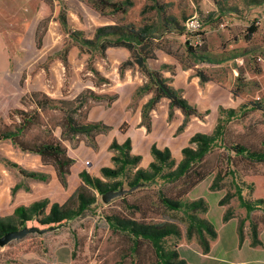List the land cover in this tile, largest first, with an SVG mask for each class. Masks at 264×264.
Here are the masks:
<instances>
[{"label":"rangeland","instance_id":"1","mask_svg":"<svg viewBox=\"0 0 264 264\" xmlns=\"http://www.w3.org/2000/svg\"><path fill=\"white\" fill-rule=\"evenodd\" d=\"M103 1L107 7L98 8V0H0V130H13L20 121L18 112L33 113L37 100L48 98L52 101L39 110L38 124L20 139L56 138L74 159L66 185H62L52 165L10 140H1L0 217H10L17 206L42 199L63 204L80 186L79 174L84 169L106 183L123 181L104 177L101 168L115 166L112 157L118 153L110 145L114 141L122 144L127 137L131 153L141 156L139 168H147L152 161L150 152L143 153L152 144L169 147L179 162L194 134H210L224 118L221 108H252L229 122L227 134L232 140L259 147L264 139V0ZM118 6L122 10H115ZM195 10L204 16L206 27V43L199 49L186 46L182 29ZM122 25L132 26L135 32L152 28L154 58L147 61V67L169 74V85L195 103L189 102L198 115L186 117L180 109L171 108L167 98L144 112L153 94L144 89L152 87L146 75L125 48H101L105 40L115 38L110 28ZM251 27L255 32H249ZM155 52L168 54L176 63L159 65ZM176 67L191 73L180 79ZM115 104L124 111L115 112ZM75 107L77 122H102L111 128L94 136L67 133L65 116ZM124 116L130 122L141 117L131 128L127 126L126 136L114 126ZM231 156L215 148L202 164L209 175L181 196L185 203L205 202L207 210L197 216L212 223L213 239L204 231L188 234L186 211L168 210L157 197L159 189L178 197L183 185L159 181L108 203L95 192L97 203L84 216L0 248V264L155 263L147 242L135 248L132 236L110 226L107 217L114 214L174 224L180 233L166 237L164 246L177 249L189 264H264V212H248L236 192L239 186L247 201L264 200V165H245L233 158L230 168L226 160ZM19 169L44 178L24 177ZM218 169L222 178L212 187ZM132 172L128 168L127 173ZM123 188L129 190L124 182ZM225 195L228 199H223ZM201 237L209 242L208 252L200 244Z\"/></svg>","mask_w":264,"mask_h":264},{"label":"trees","instance_id":"2","mask_svg":"<svg viewBox=\"0 0 264 264\" xmlns=\"http://www.w3.org/2000/svg\"><path fill=\"white\" fill-rule=\"evenodd\" d=\"M95 4L98 8L100 6H108L103 0H98ZM112 7L115 6L112 5ZM115 10L120 11L122 8L118 6ZM110 29L115 38L105 40L101 44L102 50H106L109 47H121L128 50L134 58V63L152 84L151 88H144L148 92H153L152 97L144 106V112L153 109L162 98H167L170 102V107L180 109L186 117L198 115L197 110L180 95L179 91L169 85L168 79L163 77L159 71L150 70L147 67V61L154 58V51L151 47L149 35L152 28L147 26L139 32H135L132 26L122 25ZM255 30V27L249 28L250 33L255 32ZM36 36L38 45H40L41 36L38 32ZM34 96L37 97V94H34ZM96 98L100 97L96 96ZM51 101L48 98L37 100L36 105L38 107L33 113L18 112L20 120L18 125L13 130H0V141L10 140L21 150L38 155L44 163L53 166L60 183L66 185V177L70 174L74 159L68 155L67 149L62 142L53 137L42 141H23L20 139V136L25 131L29 130L33 125L38 124L37 115L39 114V110L45 108ZM60 102L63 103L62 101ZM82 105L83 103L79 102L78 107ZM248 109L252 111V108L246 106H244V109H239V111L221 108L220 111L224 114V118L220 119L210 134H194L190 138L189 144L182 149V158L179 162L174 160L168 147L160 149L153 144L150 150L153 160L147 168H139L138 164L141 161V156L131 153L130 138H127L122 144H118L116 141L112 142L110 148L118 153L117 156L112 157L115 166L113 168L103 167L101 168V173L106 178L120 177L123 178V181L117 180L112 183H106L100 178L91 175L87 169H84L79 174L81 179L80 186L77 187L63 204L57 202L50 204L48 199H42L28 206H17L10 217H0V237L8 231L17 230L16 224L21 227L35 226L39 230L44 231L64 226L69 221L84 216L92 209L97 203L96 193L103 195L108 190H119L123 187V182L132 190L126 193L128 194L141 187L155 185L160 181L163 184L183 185L178 197L167 195L161 189L157 191V197L168 210L178 211L183 209L186 211L189 218L188 234H192L193 231L201 234L204 231L213 239L216 236V232L212 223L197 216V212H205L207 210L205 202L200 199L185 203L181 200V196L190 192L209 175L210 171H206L202 164L215 148L223 149L224 152L233 154V156L226 160L230 168L233 165V158L239 159L238 162H242L245 165H264V139L261 141L259 147H250L244 143L232 140L227 134L229 122L236 116L245 115ZM76 111L77 108L75 107L69 110L65 116V130L69 134L94 136L102 134L111 128L102 122L79 123L73 115ZM147 127L149 128V126ZM126 129L127 124H123L120 131L125 133ZM128 168H133L134 172L128 174ZM19 172L28 178H44L42 174L33 171L19 169ZM220 173L221 169H218L212 187H216L217 182L222 178ZM231 173L235 175V170H231ZM236 187L238 199L248 212L255 209H261L264 212L263 199L247 201L241 193V188L239 186ZM228 197V195H225L223 199H228ZM14 219L17 223L13 221ZM107 220L114 229L132 236L135 248H137V243L147 242L151 246L155 256V263L152 264H189L180 256L177 249H168L164 246L166 237L177 236L180 233V230L174 224L145 222L119 214L108 216ZM253 228L255 231L256 226L253 225ZM200 244L204 252L209 251L210 245L208 240L201 237Z\"/></svg>","mask_w":264,"mask_h":264},{"label":"built area","instance_id":"3","mask_svg":"<svg viewBox=\"0 0 264 264\" xmlns=\"http://www.w3.org/2000/svg\"><path fill=\"white\" fill-rule=\"evenodd\" d=\"M196 1L202 2L203 0ZM182 29L186 46L193 49H199L205 45L206 27L205 19L201 12L195 10L190 16H188L183 23Z\"/></svg>","mask_w":264,"mask_h":264},{"label":"crops","instance_id":"4","mask_svg":"<svg viewBox=\"0 0 264 264\" xmlns=\"http://www.w3.org/2000/svg\"><path fill=\"white\" fill-rule=\"evenodd\" d=\"M108 49V48H107ZM155 61H158V64L159 65H162V64H173V63H176L175 62V60H174V58H172V57H170L168 54H166V53H162V52H155ZM154 60V59H153ZM148 62H150V61H148ZM160 68V66L159 67H154V69H159ZM176 69V71L178 72L177 73V76H180V79H184V78H187L189 75H190V73H191V70L190 69H182L181 67L179 68V69H177V67L175 68ZM163 77H165V78H167L168 77V75L169 74H167V73H165V72H163ZM176 76V77H177ZM186 99V98H185ZM187 101H188V103L190 102L191 104H195V103H193L191 100H189V99H186ZM189 103V104H190ZM190 104V105H191ZM197 106H198V104H197ZM198 109H199V106H198ZM114 111L116 112V111H118L119 113H122L123 111H124V109L120 106V105H117V104H115L114 105ZM123 117V116H122ZM134 122H130L125 116H124V118H121V120H116L115 122H114V126H116V127H118V130H119V132H120V134L122 135V136H126L127 135V131H128V128L126 129V132L125 133H122L121 131H120V128L123 126V124H127V126L129 127V128H131V126H133V124H137L138 123V121H141V117L139 116L138 118H135L134 120H133ZM105 124V123H104ZM106 125H108V124H106ZM108 126H110V125H108ZM111 127V126H110ZM127 138H129V137H127ZM126 138V139H127ZM132 138V137H131ZM138 138V137H137ZM125 139V140H126ZM124 140V141H125ZM131 140V139H130ZM132 141H133V139H132ZM138 141V140H137ZM153 145V144H152ZM151 145V146H152ZM151 146H150V149L148 148V150H146V151H144L143 153H147L148 154V152H150L151 153ZM165 148V147H164ZM169 148V147H168ZM160 149H163V148H160ZM170 149V148H169ZM151 160H153V157H150L149 156V161H151ZM150 163V162H149ZM149 165V164H148Z\"/></svg>","mask_w":264,"mask_h":264},{"label":"water","instance_id":"5","mask_svg":"<svg viewBox=\"0 0 264 264\" xmlns=\"http://www.w3.org/2000/svg\"><path fill=\"white\" fill-rule=\"evenodd\" d=\"M130 191H132V190H130V189L126 190L123 187H121L119 190H108L106 193H104L102 195V200L104 203H108L112 199L123 196L124 194H126L127 192H130ZM44 232H46V231L39 230L35 226H25V227H22L21 229H18V230L8 231L0 237V247H4L14 240H22L23 238H25L29 234H33V233L41 234Z\"/></svg>","mask_w":264,"mask_h":264}]
</instances>
